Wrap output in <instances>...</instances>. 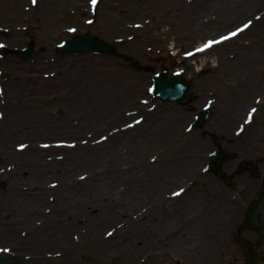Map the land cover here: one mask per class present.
<instances>
[{
  "label": "rangeland",
  "instance_id": "1",
  "mask_svg": "<svg viewBox=\"0 0 264 264\" xmlns=\"http://www.w3.org/2000/svg\"><path fill=\"white\" fill-rule=\"evenodd\" d=\"M77 34L125 59L56 53ZM0 45V257L251 264L250 239L236 241L249 199L233 205L264 168V0H0ZM160 72L190 81V97L155 98ZM215 137L253 163L230 184L208 170Z\"/></svg>",
  "mask_w": 264,
  "mask_h": 264
},
{
  "label": "water",
  "instance_id": "2",
  "mask_svg": "<svg viewBox=\"0 0 264 264\" xmlns=\"http://www.w3.org/2000/svg\"><path fill=\"white\" fill-rule=\"evenodd\" d=\"M56 51L60 54L65 55L95 51L116 57L125 58L124 55L120 54L113 45L100 41L96 38H85L81 35H76L71 40H68L62 45H59ZM33 53V45H29L26 49L18 51V54L25 59L30 58ZM189 87V82H187L181 77L177 76L168 79L164 74H158L155 77V85L152 88V92L157 98L161 99L163 102L175 101L181 103L182 100L186 97V94L189 91ZM210 114V108L206 107L204 110L201 111L200 117L197 119L194 126H200L201 122L205 121ZM227 158H229V155L224 152L216 153L213 157L212 166H215L216 162L223 161ZM263 204L264 191L261 193L260 197L252 203L248 211L246 220L250 223L251 226H258L257 216ZM16 263H18V261L13 258H0V264Z\"/></svg>",
  "mask_w": 264,
  "mask_h": 264
},
{
  "label": "flooded vegetation",
  "instance_id": "3",
  "mask_svg": "<svg viewBox=\"0 0 264 264\" xmlns=\"http://www.w3.org/2000/svg\"><path fill=\"white\" fill-rule=\"evenodd\" d=\"M243 153V152H242ZM239 159H240V161H241V163H242V166H238L236 169H234V170H232V173H233V176H232V179L233 180H238L239 179V176L245 171V169L247 168V167H250L251 165L250 164H253L252 162H250V160L248 159V157H246L245 156V154L243 153L242 155H239ZM226 169H229V166L226 168ZM226 169L225 168H223L222 169V173L224 172V171H226ZM254 171H255V173H253L252 174V178L254 179V180H256L257 182L258 181H262V182H264V170H262V172L260 173V172H258V169H256V167L254 168ZM255 181V182H256ZM254 185V184H253ZM252 185V186H253ZM251 186V187H252ZM251 189V188H250ZM245 191H246V189H244ZM245 197H247V193L245 194ZM238 207H240V205L238 206ZM263 219H264V215H263ZM256 237H255V240L254 241H258V236H257V234L255 235Z\"/></svg>",
  "mask_w": 264,
  "mask_h": 264
},
{
  "label": "snow or ice",
  "instance_id": "4",
  "mask_svg": "<svg viewBox=\"0 0 264 264\" xmlns=\"http://www.w3.org/2000/svg\"><path fill=\"white\" fill-rule=\"evenodd\" d=\"M32 2L35 3L36 0H32ZM91 2H92L93 4H95V3L97 2V0H91ZM250 25H251V22L249 21L247 24H245V25L243 26V29H246V28L250 27ZM243 29H238L237 32L242 31ZM69 31H73V32H74L75 29L70 28ZM237 32H233V33H231L230 36H222V37L220 38V40H210V41H208L207 43H205V44L203 45L202 48L197 49V51H206L207 49L211 48L214 44L221 43V42H223L224 40L230 39L232 36L237 35ZM0 46H2V45H0ZM255 111H256V109L253 108V109L251 110V112H249V114H248V120L246 121V123L251 121L252 113H254ZM137 123H140V121H137ZM72 146L74 147V145H72ZM24 147H26V146H25V145H20V149H21V150H22ZM44 147H48V145H44ZM205 171H206V169H205ZM109 235H111V233H109ZM0 251H2V252H10L11 249L3 248V249H0Z\"/></svg>",
  "mask_w": 264,
  "mask_h": 264
},
{
  "label": "bare ground",
  "instance_id": "5",
  "mask_svg": "<svg viewBox=\"0 0 264 264\" xmlns=\"http://www.w3.org/2000/svg\"><path fill=\"white\" fill-rule=\"evenodd\" d=\"M24 10L27 12V9H25L24 8ZM220 145H221V148H224V146L220 143ZM52 175V174H51ZM51 175H49L50 177H51ZM53 176H59V175H53ZM61 185H62V188L64 189V188H66V187H68V185H66V183H65V181H66V179H64L63 177H61ZM60 180V179H59ZM85 192H86V190L85 191H82V190H78L77 191V195L79 196V197H81L82 196V194H85ZM35 193H37V192H35ZM242 200L243 199H239L238 200V202L237 203H235L233 206L235 207L236 206V208H238V206L242 203ZM244 202V201H243ZM234 210V209H233ZM235 211V210H234Z\"/></svg>",
  "mask_w": 264,
  "mask_h": 264
}]
</instances>
